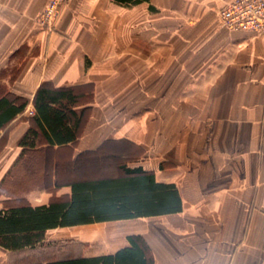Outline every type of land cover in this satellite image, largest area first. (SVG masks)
I'll return each instance as SVG.
<instances>
[{
    "label": "crops",
    "instance_id": "crops-1",
    "mask_svg": "<svg viewBox=\"0 0 264 264\" xmlns=\"http://www.w3.org/2000/svg\"><path fill=\"white\" fill-rule=\"evenodd\" d=\"M46 1L0 0V83L29 101L42 82L87 89L73 158L104 151L140 166L176 187L181 211L55 229L45 243L58 231L84 251L73 256L94 257L139 235L153 264H264V33L221 25L232 0H67L45 31L37 19ZM32 113L29 102L8 125L0 186L19 166L17 141ZM40 189L47 201L33 206L48 202ZM49 249L25 260L27 250L0 248V264L70 254Z\"/></svg>",
    "mask_w": 264,
    "mask_h": 264
},
{
    "label": "trees",
    "instance_id": "trees-1",
    "mask_svg": "<svg viewBox=\"0 0 264 264\" xmlns=\"http://www.w3.org/2000/svg\"><path fill=\"white\" fill-rule=\"evenodd\" d=\"M113 1L133 6L147 0ZM15 71L12 69V74ZM90 101L87 89L55 87L50 82H42L29 101L0 83V139L7 137L8 125L25 112L30 102L33 113L27 117L28 128L17 141L20 153L15 164L32 177L39 170L40 186L50 195L46 204L37 206L24 198L0 199L1 249L33 250L43 246L46 233L55 229L181 211L176 187L157 182L152 172L140 166L129 167L119 156L104 151L73 158L69 146L81 136ZM129 152L137 154L136 149ZM63 186L69 187V194L56 196ZM126 243L109 255L68 254L61 259L23 264H153L151 250L141 236L129 235Z\"/></svg>",
    "mask_w": 264,
    "mask_h": 264
},
{
    "label": "rangeland",
    "instance_id": "rangeland-1",
    "mask_svg": "<svg viewBox=\"0 0 264 264\" xmlns=\"http://www.w3.org/2000/svg\"><path fill=\"white\" fill-rule=\"evenodd\" d=\"M6 147L7 140L3 137V139H0V166L3 164L1 163L3 158L11 152V148L6 149ZM37 163L40 164L39 162ZM37 173L38 174L36 176L32 177L26 174L19 166H16L12 170L8 171L7 175L3 178L2 185L0 186V199L8 197L24 198L31 204H41L46 202L48 196L42 193L40 189L41 172L38 170ZM57 232L58 231L49 232L46 243H44L45 246L50 248L49 250L54 252V257H58L59 254L64 255L65 253H70L71 255H76L77 253L84 252L82 249L80 252H77L78 243L75 239L66 234L60 235ZM27 251L28 252L23 255L26 256L25 260L31 259V256L33 258L36 256L37 250Z\"/></svg>",
    "mask_w": 264,
    "mask_h": 264
},
{
    "label": "built area",
    "instance_id": "built-area-1",
    "mask_svg": "<svg viewBox=\"0 0 264 264\" xmlns=\"http://www.w3.org/2000/svg\"><path fill=\"white\" fill-rule=\"evenodd\" d=\"M67 0H47L37 19L40 29L51 31L59 9ZM221 25L230 31L264 33V0H232L218 13Z\"/></svg>",
    "mask_w": 264,
    "mask_h": 264
}]
</instances>
